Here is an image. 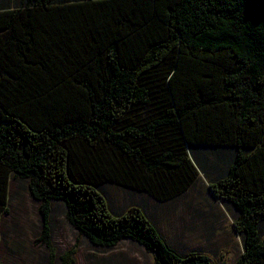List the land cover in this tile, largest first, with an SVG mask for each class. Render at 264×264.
<instances>
[{"label": "trees", "instance_id": "16d2710c", "mask_svg": "<svg viewBox=\"0 0 264 264\" xmlns=\"http://www.w3.org/2000/svg\"><path fill=\"white\" fill-rule=\"evenodd\" d=\"M203 149L232 150L208 188L237 214L236 264H264V0L0 8V225L14 177L40 204L47 244L62 202L96 247L130 240L153 264H211L172 248L142 208L115 213L101 190L170 201L201 179Z\"/></svg>", "mask_w": 264, "mask_h": 264}, {"label": "rangeland", "instance_id": "374dc122", "mask_svg": "<svg viewBox=\"0 0 264 264\" xmlns=\"http://www.w3.org/2000/svg\"><path fill=\"white\" fill-rule=\"evenodd\" d=\"M26 0H0V8L24 6ZM200 150L209 163L208 168L217 175L233 157L231 149ZM208 150V151H206ZM222 154L214 156L206 152ZM226 161H222L226 157ZM200 159V158H198ZM223 164V165H222ZM222 166V167H221ZM212 176L211 174H209ZM215 177V176H214ZM209 179L202 172L201 179L184 196L168 203H159L144 193L124 189L114 184L101 187L111 209L118 214L133 207H140L157 226L158 230L176 251L187 254L182 242L185 225L199 222L197 235L206 234L210 243L188 240L189 248H197L209 257L211 264H236L244 253V243L233 230L234 212L211 196ZM216 204H215V203ZM8 213L1 219V264H153L154 258L142 246L124 240L113 248H99L81 236L67 221L66 208L62 202H54L49 218L50 243L42 240L44 222L40 204L30 193L27 181L12 177L9 189ZM218 207L219 212L215 209ZM264 238V222L261 225ZM182 241H181V240Z\"/></svg>", "mask_w": 264, "mask_h": 264}, {"label": "crops", "instance_id": "0c3cea01", "mask_svg": "<svg viewBox=\"0 0 264 264\" xmlns=\"http://www.w3.org/2000/svg\"><path fill=\"white\" fill-rule=\"evenodd\" d=\"M195 160H198L196 157H195ZM202 165H204V164H202ZM208 165H209V163H207V167L206 168H204V169H201V173L203 172L205 175H206V177L208 178V179H210V180H214L216 177H218L221 173H222V170L217 174V175H214V173L213 172H211L210 170H209V168H208ZM223 165V164H222ZM222 167V166H221ZM225 167H222V169H224ZM209 174H211L212 176H210ZM215 176V177H214ZM194 187V186H193ZM192 187V188H193ZM191 188V189H192ZM209 189V188H208ZM209 192H210V190H209ZM187 193V192H186ZM185 193V194H186ZM211 193V192H210ZM144 194H146V193H144ZM185 194H183V195H181V196H179V197H176V198H174V199H172V200H170V201H167V202H159V203H168V202H171V201H173V200H176V199H178V198H180V197H182V196H184ZM146 195H148V194H146ZM149 196V195H148ZM211 196H212V194H211ZM149 197H151V196H149ZM152 198V197H151ZM152 199H154V198H152ZM155 200V199H154ZM156 201V200H155ZM218 201V200H217ZM158 202V201H157ZM215 203V202H214ZM216 204V203H215ZM226 206L228 207V209L229 210H231V212L234 214V220H235V218H236V216H237V214L235 213V211L232 209V207H230V206H228L227 204H226ZM216 210H217V212H219L220 211V209L218 208V207H216L215 208ZM198 227H199V222H193V221H191V224H190V226L189 227H187L186 225H185V231H184V233H183V235H185V234H187V236L186 237H188V238H184L183 240V242H182V244H183V246H187V248H186V250H189L190 252L189 253H192V252H195V253H199L198 251H196L197 250V248H189V245H190V243H189V241L188 240H195V241H200L201 242V245H202V247H203V245H205V244H208V243H210V242H208V241H201V240H206V239H208V236L205 234L204 235V237L203 238H200L196 233H197V230H198ZM233 227V230H234V232L237 234V232H236V230H235V228H234V226H232ZM181 240V239H180ZM182 241V240H181ZM179 253H181V252H179ZM182 254V253H181ZM188 254V253H187ZM199 254H201V253H199ZM202 255H204V254H202Z\"/></svg>", "mask_w": 264, "mask_h": 264}]
</instances>
